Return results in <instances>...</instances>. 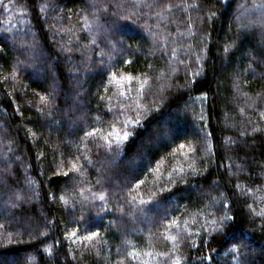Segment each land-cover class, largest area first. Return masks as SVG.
I'll list each match as a JSON object with an SVG mask.
<instances>
[{"label":"trees","instance_id":"obj_1","mask_svg":"<svg viewBox=\"0 0 264 264\" xmlns=\"http://www.w3.org/2000/svg\"><path fill=\"white\" fill-rule=\"evenodd\" d=\"M177 260L264 264V0H0V264Z\"/></svg>","mask_w":264,"mask_h":264},{"label":"snow or ice","instance_id":"obj_2","mask_svg":"<svg viewBox=\"0 0 264 264\" xmlns=\"http://www.w3.org/2000/svg\"><path fill=\"white\" fill-rule=\"evenodd\" d=\"M95 134V130H94V132L93 133H86V135H94ZM113 135V133H109V136H112ZM114 135L116 136V139L117 140H119L120 139V133L119 132H116V133H114ZM127 137H128V133L127 132H124L123 133V138L124 139H127ZM181 147H183V145H181ZM100 199H104V197H103V195H101L100 196ZM222 219H228L227 217H224V218H222ZM173 223V225L175 224V221H173L172 222ZM96 235V233H91V234H89V236H87V237H85L84 239H92V237H94ZM173 239H175L174 237H173ZM233 250L235 251L236 249H235V246H233ZM175 264H179V261L177 260L176 262H175Z\"/></svg>","mask_w":264,"mask_h":264},{"label":"rangeland","instance_id":"obj_3","mask_svg":"<svg viewBox=\"0 0 264 264\" xmlns=\"http://www.w3.org/2000/svg\"><path fill=\"white\" fill-rule=\"evenodd\" d=\"M110 0H108V2H109ZM254 13L257 15V12H256V10H254ZM242 16H247V14L244 12V14H242ZM195 17V16H194ZM196 18H197V16H196ZM97 29V26H95V30ZM100 32V31H99ZM133 233V232H132Z\"/></svg>","mask_w":264,"mask_h":264}]
</instances>
